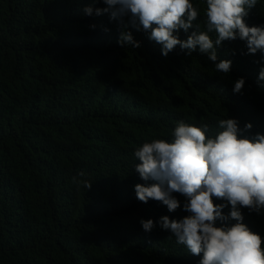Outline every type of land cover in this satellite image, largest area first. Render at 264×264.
Listing matches in <instances>:
<instances>
[{"label": "trees", "instance_id": "1", "mask_svg": "<svg viewBox=\"0 0 264 264\" xmlns=\"http://www.w3.org/2000/svg\"><path fill=\"white\" fill-rule=\"evenodd\" d=\"M93 2L0 0V264H198L168 231L142 230L141 218L187 213L136 198L144 182L133 152L181 119L215 126L228 115L264 132L260 54L223 42L219 56L232 60L223 77L198 51L177 46L165 58L132 28L141 47H121L107 14L83 15ZM199 7L194 24L205 30ZM246 21L264 24V0ZM238 77L246 85L233 94ZM246 222L264 231L255 214Z\"/></svg>", "mask_w": 264, "mask_h": 264}, {"label": "clouds", "instance_id": "2", "mask_svg": "<svg viewBox=\"0 0 264 264\" xmlns=\"http://www.w3.org/2000/svg\"><path fill=\"white\" fill-rule=\"evenodd\" d=\"M96 2L105 6L96 7ZM260 2L199 0L206 5L205 30L194 24L201 15L197 0H94L82 12L86 17L107 14L121 26L117 40L121 47H141L132 28L160 45L165 58L177 46L186 56L198 51L223 77L230 74L232 60L221 59L218 50L223 42L239 39L245 55L260 54L256 82L264 88V24L250 26L246 21ZM181 31L187 39L180 38ZM231 83L232 93L242 94L246 78ZM252 129L251 122L241 128L238 119L228 115L217 118L215 126L203 117L181 119L168 133L137 146L135 172L144 183L134 185L136 198L160 202L169 213L178 208L187 213L179 219L141 218L142 230L151 232L158 225L168 231L178 245L199 257L198 264H264V231L246 222V216L253 214L264 220V132L253 134ZM84 186L88 189L91 184ZM177 193L184 197L182 204Z\"/></svg>", "mask_w": 264, "mask_h": 264}]
</instances>
